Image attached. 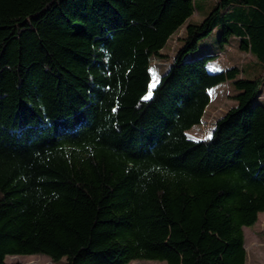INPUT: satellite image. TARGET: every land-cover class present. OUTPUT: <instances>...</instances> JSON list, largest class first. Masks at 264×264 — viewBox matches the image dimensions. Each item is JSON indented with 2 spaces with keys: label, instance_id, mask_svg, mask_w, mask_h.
Masks as SVG:
<instances>
[{
  "label": "trees",
  "instance_id": "1",
  "mask_svg": "<svg viewBox=\"0 0 264 264\" xmlns=\"http://www.w3.org/2000/svg\"><path fill=\"white\" fill-rule=\"evenodd\" d=\"M213 2L189 23L193 0H0V264H246L243 228L264 213V0ZM213 33L220 51L189 57ZM233 41L254 69L210 72ZM224 84L234 105L189 137Z\"/></svg>",
  "mask_w": 264,
  "mask_h": 264
},
{
  "label": "rangeland",
  "instance_id": "2",
  "mask_svg": "<svg viewBox=\"0 0 264 264\" xmlns=\"http://www.w3.org/2000/svg\"><path fill=\"white\" fill-rule=\"evenodd\" d=\"M195 4V12L189 18V23H199L206 16L213 5V0H193ZM183 29H180L168 42L166 48L163 50V54L167 57L164 63L159 64L158 67L153 69L158 77L162 76V73L168 68L169 58L173 55L176 48L179 47L180 42H178L179 36H181ZM218 37L216 33L210 34L207 38L199 41L197 51L190 56L200 55L204 49L207 47L211 52H218L220 48L218 47ZM218 58L217 57L210 63L208 70L210 72L219 71L221 67H238L239 69H245L247 72H251L255 66V59L248 53L240 52L236 47L234 41L231 46L226 47L224 52H222ZM214 66L212 67V63ZM216 62V63H215ZM161 69V70H159ZM159 70V71H158ZM257 71V70H256ZM152 72V75H153ZM258 74V73H257ZM245 78H251L244 75ZM152 82V80H151ZM150 82V83H151ZM212 99L206 110V114L203 118L201 125L193 127L187 132L189 137L193 139H203L212 128V124L218 117L222 116L227 110L234 105V101L230 98L233 94L228 85H220L212 91ZM261 93L264 95V85L261 87ZM264 99V96H262ZM264 103V102H262ZM244 247L247 253L246 264H264V213H260L257 217V222L251 227H244ZM6 262L9 264H66L64 259L53 263L44 255L35 256H14L7 257ZM129 264H166L160 261H133Z\"/></svg>",
  "mask_w": 264,
  "mask_h": 264
},
{
  "label": "snow or ice",
  "instance_id": "3",
  "mask_svg": "<svg viewBox=\"0 0 264 264\" xmlns=\"http://www.w3.org/2000/svg\"><path fill=\"white\" fill-rule=\"evenodd\" d=\"M158 84H159V77L155 72H153L152 82L149 85L148 92L146 93V95L142 99L145 101L151 99L153 92L156 89V87L158 86ZM114 111H115V109H114ZM210 138H211V134L209 133V135L207 137H205V139H210Z\"/></svg>",
  "mask_w": 264,
  "mask_h": 264
}]
</instances>
